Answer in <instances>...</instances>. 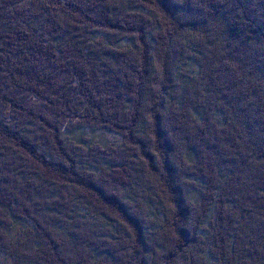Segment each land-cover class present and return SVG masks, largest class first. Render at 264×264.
<instances>
[{"label": "trees", "instance_id": "obj_1", "mask_svg": "<svg viewBox=\"0 0 264 264\" xmlns=\"http://www.w3.org/2000/svg\"><path fill=\"white\" fill-rule=\"evenodd\" d=\"M262 110L264 0H0V264H264Z\"/></svg>", "mask_w": 264, "mask_h": 264}, {"label": "rangeland", "instance_id": "obj_2", "mask_svg": "<svg viewBox=\"0 0 264 264\" xmlns=\"http://www.w3.org/2000/svg\"><path fill=\"white\" fill-rule=\"evenodd\" d=\"M209 17V16H208ZM216 18H217V16H215V20H216ZM221 19V16H218V21ZM209 20H210V22H212V21H214V18L211 16V17H209ZM210 26H214L213 24H210ZM120 63H122V60L120 59V61H119ZM212 103H213V100H212ZM212 103H211V106H212ZM216 103V102H215ZM214 103V104H215ZM210 106V107H211ZM211 109V108H210ZM188 107H186L185 109H184V111H183V113L182 114H180V113H178V112H176V111H174L173 110V108L172 107H170V106H168V107H166V108H164L163 110H162V112H164L163 113V117H164V119L165 118H168L171 122H174V123H176V124H178L179 125V127H178V129L175 131V135H174V137H175V140H176V142L177 143H181V141L183 140V142L187 139V138H190V139H192V140H194L196 143H197V140L196 139H194L193 138V134H195L196 132H198L197 131V129L199 130V127L196 129L193 125H192V122H191V120L189 119V117H188ZM262 112L264 113V110H262ZM210 114H211V111H210ZM172 116H174L175 117V120L174 121H172L171 120V117ZM202 121V120H201ZM201 121L199 122V123H201ZM183 122V123H182ZM167 124H165V126H166ZM97 126H99V125H97ZM202 132L203 133H206L207 131L205 130V129H202ZM99 135L100 136H91V137H93V139L94 140H99V141H101L102 143H100V144H105V143H108V142H114V141H112V140H116V142L120 139V137L118 136V134H116V133H114V132H104V131H99ZM231 134V132H230V130H229V133L227 134V136H221L220 138H219V142L218 141H216V140H210L211 139V137L209 136V137H207V140H206V142L204 143V144H207L208 142H211V141H214V142H217L218 144H219V146H221L222 147V143H223V140L224 139H226V138H228L229 137V135ZM206 135V134H205ZM181 136H183V139L181 138ZM100 137V138H99ZM75 139H79L78 137H76ZM92 139V140H93ZM171 141V140H170ZM225 144H226V146L228 147V150L226 151V152H228V151H230L231 149H230V147H231V142H230V140H225ZM185 147H186V144H184L183 145V148H182V150H183V153L185 152ZM224 148V147H223ZM218 152H221V150L218 148V150H217ZM237 151V150H236ZM225 153V152H224ZM180 154H181V146H178L177 145V148H176V151H174L173 153L171 152V155H172V161H173V164H174V166L173 167H177V166H175V163L177 164V165H180V166H183V165H185V164H183V162H182V160H181V156H180ZM234 154V153H233ZM236 156H238V157H240V154L239 153H236L235 154ZM188 162V160L186 159V163ZM231 164V163H230ZM234 167H235V169H237L236 168V164L235 163H233L232 164ZM172 166H171V168H173ZM171 172L174 174V171H173V169L171 170ZM108 173V172H107ZM108 174H110V173H108ZM108 174H106V173H104V175L106 176V179L107 180H109L110 181V179H111V177H115V172L113 171V173H111V175H108ZM111 176V177H110ZM121 222H123V220H126L125 218H123V219H119ZM37 221H39V220H37ZM52 225V224H51ZM50 226V225H49ZM45 228H53V227H45ZM75 230H78L77 229V227L75 228ZM65 237H63L62 235H59V238H58V240L59 241H63V239H64ZM57 246H59V247H63L64 245L63 244H57ZM73 257H71V259H72ZM51 261H54V259H51ZM50 264H54L53 262H49Z\"/></svg>", "mask_w": 264, "mask_h": 264}, {"label": "bare ground", "instance_id": "obj_3", "mask_svg": "<svg viewBox=\"0 0 264 264\" xmlns=\"http://www.w3.org/2000/svg\"><path fill=\"white\" fill-rule=\"evenodd\" d=\"M51 4V3H50ZM113 72V71H112ZM176 78V77H175ZM181 79V78H180ZM178 90V89H177ZM176 92V91H175ZM169 94V93H168ZM173 99V98H172ZM186 99V98H185ZM185 108H186V106H185ZM192 121V120H191ZM183 123V122H182ZM97 159V158H96ZM219 175V174H218ZM187 177V176H186ZM130 245V244H129Z\"/></svg>", "mask_w": 264, "mask_h": 264}]
</instances>
